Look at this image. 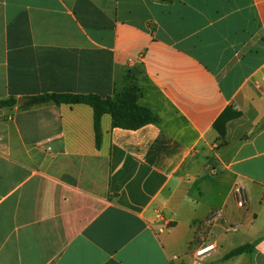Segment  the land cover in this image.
I'll return each mask as SVG.
<instances>
[{"label":"crops","instance_id":"1","mask_svg":"<svg viewBox=\"0 0 264 264\" xmlns=\"http://www.w3.org/2000/svg\"><path fill=\"white\" fill-rule=\"evenodd\" d=\"M127 72L161 119L99 144L87 104L0 107V264H264V0H0V100Z\"/></svg>","mask_w":264,"mask_h":264},{"label":"trees","instance_id":"2","mask_svg":"<svg viewBox=\"0 0 264 264\" xmlns=\"http://www.w3.org/2000/svg\"><path fill=\"white\" fill-rule=\"evenodd\" d=\"M133 79L130 72H127L125 84L122 87H118L113 95L106 97L96 93L53 92L33 95L29 101L21 106L31 107L49 102L56 104H87L94 111V128L97 143L99 144L102 135L101 119L104 114L112 116L113 127L124 129H138L146 124L160 121V116L153 109L142 106L138 102L142 92ZM16 104L17 99L15 97L0 100V107ZM256 244L257 241L240 245L227 253L224 258L229 259L240 254L250 253Z\"/></svg>","mask_w":264,"mask_h":264},{"label":"built area","instance_id":"3","mask_svg":"<svg viewBox=\"0 0 264 264\" xmlns=\"http://www.w3.org/2000/svg\"><path fill=\"white\" fill-rule=\"evenodd\" d=\"M234 195L237 198V203L239 206H244L246 202V188L244 185L237 183L234 187ZM220 212L215 211L212 213L211 219H215L220 216ZM213 249H215L214 243H204L197 247L194 251V264H197L199 261H201L202 258H204L206 255H208Z\"/></svg>","mask_w":264,"mask_h":264},{"label":"water","instance_id":"4","mask_svg":"<svg viewBox=\"0 0 264 264\" xmlns=\"http://www.w3.org/2000/svg\"><path fill=\"white\" fill-rule=\"evenodd\" d=\"M29 99H30V97H26V96L25 97H20V98H18L17 103L18 104H23V103L29 101Z\"/></svg>","mask_w":264,"mask_h":264},{"label":"rangeland","instance_id":"5","mask_svg":"<svg viewBox=\"0 0 264 264\" xmlns=\"http://www.w3.org/2000/svg\"><path fill=\"white\" fill-rule=\"evenodd\" d=\"M131 77H133V75L130 73Z\"/></svg>","mask_w":264,"mask_h":264}]
</instances>
